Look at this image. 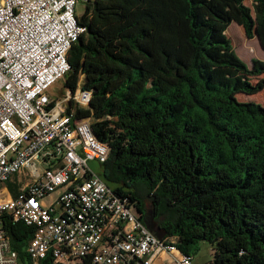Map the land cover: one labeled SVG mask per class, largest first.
I'll use <instances>...</instances> for the list:
<instances>
[{
  "label": "trees",
  "instance_id": "16d2710c",
  "mask_svg": "<svg viewBox=\"0 0 264 264\" xmlns=\"http://www.w3.org/2000/svg\"><path fill=\"white\" fill-rule=\"evenodd\" d=\"M171 1L175 51L158 49L151 30L153 7ZM78 21L87 31L62 79L92 100L87 109L71 101L67 112L74 124L90 120L108 145L105 182L184 254L194 258L205 242L214 250L208 264H264V106L238 99L264 91V61L248 66L227 35L236 23L264 49V0L253 9L245 0H91ZM165 25L164 39L173 35ZM3 229L28 264L35 229L9 220ZM41 264L54 263L49 255Z\"/></svg>",
  "mask_w": 264,
  "mask_h": 264
},
{
  "label": "built area",
  "instance_id": "2783aa9c",
  "mask_svg": "<svg viewBox=\"0 0 264 264\" xmlns=\"http://www.w3.org/2000/svg\"><path fill=\"white\" fill-rule=\"evenodd\" d=\"M91 0H0V184L27 176L16 195L0 188V264H24L3 221L35 229L28 264L50 255L54 264H195L169 238L160 240L91 166L106 162L109 147L91 121L73 123L68 106L90 107L92 92L52 87L70 71L69 51L86 33L78 6ZM59 154L61 158L57 159ZM40 162L50 166L39 173ZM19 176H22L21 178ZM63 192L50 206L46 198ZM172 240V239H171Z\"/></svg>",
  "mask_w": 264,
  "mask_h": 264
},
{
  "label": "rangeland",
  "instance_id": "374dc122",
  "mask_svg": "<svg viewBox=\"0 0 264 264\" xmlns=\"http://www.w3.org/2000/svg\"><path fill=\"white\" fill-rule=\"evenodd\" d=\"M159 3V2H157ZM245 4L253 9L254 0H245ZM158 6H160L158 4ZM170 9V12L167 13V10ZM167 10H163L160 7H153L152 11L155 16V20L152 23V33H153V41L156 44H159L158 49L162 48H168L172 51H175L179 49L178 42L176 41V37L178 34V22H177V15L176 12L178 11L177 6L174 2H169V7ZM177 10V11H176ZM78 12L80 15H83L85 13V5L81 4L78 6ZM254 14V13H253ZM168 18V19H167ZM168 20H170L168 22ZM168 22V23H167ZM167 23V25H165ZM164 25L171 31L173 34L172 37L165 36V39L163 38V35H165V32H168ZM241 28V29H240ZM227 35L229 39L232 42V45L234 47L235 52L237 55L248 65L251 66V61L254 58H257L259 60L264 61V49L261 48L258 40L256 38L254 39H248L245 35V32L242 27L237 25L236 23H232L227 31ZM170 38V40H169ZM261 78H264V75L261 76ZM258 79H254L253 82L256 83ZM64 80L61 79L58 81L51 89L50 95L52 97L59 98L60 94L65 91L64 88ZM238 99L242 102H256L260 103L264 106V91L253 96H247L244 94H240L238 96ZM61 158V154H59L57 159ZM90 166L97 172L100 173L102 167L100 166L98 161H92L89 163ZM50 166V162H40L37 166V170L39 173H42L44 169L48 168ZM20 178L22 176H19ZM11 182L18 187V185H21L24 182H27V176L21 180H14L12 179ZM0 188L6 189L8 191V187L6 184H0ZM19 188V187H18ZM63 192V188H60L58 191H56L53 195H50L46 198L45 202H47V205L50 206L53 202L54 198H57L61 193ZM5 196H8V194H5ZM146 208L151 210V205L148 201H145ZM133 213L138 215V209L134 205L133 207ZM194 257L198 263H209L213 260L214 256V250L212 247L205 242H201L197 246V250L193 252Z\"/></svg>",
  "mask_w": 264,
  "mask_h": 264
},
{
  "label": "crops",
  "instance_id": "0c3cea01",
  "mask_svg": "<svg viewBox=\"0 0 264 264\" xmlns=\"http://www.w3.org/2000/svg\"><path fill=\"white\" fill-rule=\"evenodd\" d=\"M7 197H12L11 192H9L8 190V196ZM138 215H141L140 211H138ZM169 238V237H166ZM170 241H176L174 238L171 240L169 238ZM194 262L195 264H204V263H198L194 257ZM154 264H170V256L166 255V254H160L156 257V259L154 260ZM208 264V263H206Z\"/></svg>",
  "mask_w": 264,
  "mask_h": 264
},
{
  "label": "water",
  "instance_id": "95a60500",
  "mask_svg": "<svg viewBox=\"0 0 264 264\" xmlns=\"http://www.w3.org/2000/svg\"><path fill=\"white\" fill-rule=\"evenodd\" d=\"M256 37H258L257 36V33H256ZM156 224L154 223V222H147L146 223V226L149 228V230L151 231V232H153L160 240H163L165 237H166V234L165 233H163L161 230H157V231H154L153 230V227L155 226Z\"/></svg>",
  "mask_w": 264,
  "mask_h": 264
},
{
  "label": "flooded vegetation",
  "instance_id": "af4514ba",
  "mask_svg": "<svg viewBox=\"0 0 264 264\" xmlns=\"http://www.w3.org/2000/svg\"><path fill=\"white\" fill-rule=\"evenodd\" d=\"M147 213L146 212H144V220H145V222L147 223V222H151V220L149 219V217H147L148 215H146ZM153 230L154 231H157L158 230V228H157V226L155 225L154 227H153Z\"/></svg>",
  "mask_w": 264,
  "mask_h": 264
}]
</instances>
